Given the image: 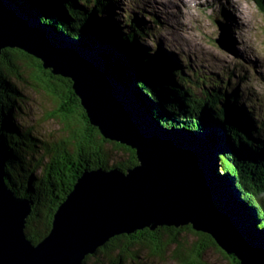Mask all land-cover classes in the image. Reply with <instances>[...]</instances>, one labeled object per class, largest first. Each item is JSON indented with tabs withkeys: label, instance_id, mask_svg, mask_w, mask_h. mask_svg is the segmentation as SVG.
Instances as JSON below:
<instances>
[{
	"label": "water",
	"instance_id": "95a60500",
	"mask_svg": "<svg viewBox=\"0 0 264 264\" xmlns=\"http://www.w3.org/2000/svg\"><path fill=\"white\" fill-rule=\"evenodd\" d=\"M7 61L21 73L41 71L57 89L45 90L57 111H72L70 126L99 149L132 153L134 165L84 170L35 243L26 234L33 204L9 184L0 137V264H83L116 236L187 226L239 264H264L262 218L225 170L216 137L164 126L107 53L44 22L21 0H0V62Z\"/></svg>",
	"mask_w": 264,
	"mask_h": 264
},
{
	"label": "trees",
	"instance_id": "16d2710c",
	"mask_svg": "<svg viewBox=\"0 0 264 264\" xmlns=\"http://www.w3.org/2000/svg\"><path fill=\"white\" fill-rule=\"evenodd\" d=\"M21 1L44 22L107 52L124 69L131 84L146 98L164 126L207 131L216 137L223 149L225 170L236 177L238 188L257 208L264 226V136L259 135L262 126L259 122L253 131L252 126L257 123L252 120L253 108L248 101L247 106L236 102L238 95L229 91L230 78L221 89L205 81L204 85L209 88L200 94L193 92L192 86L200 85L197 77L182 78V72L161 54L141 51L138 40L147 32L137 20L129 16L124 25L112 23L114 3L118 0ZM6 59H11V55ZM38 72L29 75L27 82L13 61L0 62V137L8 153L6 173L15 194L33 202L26 234L35 243L47 235L53 214L84 170H126L134 165L132 153L126 152L124 157L99 149L88 133L70 128L73 117L70 109L65 114L56 107L52 110L51 117L59 120L65 130V136L60 138L39 140L38 135L33 136L36 131L15 123V116L21 113L19 105L23 103L19 102L23 96L12 80L36 88L39 85L46 91L48 88L49 93L57 92L51 81L43 79L42 82L41 71ZM62 98L66 100L65 95ZM182 229L196 239L189 252L181 249L183 244L177 241L181 230L144 229L111 238L96 253L87 256L83 264H146L149 258L162 256L172 245L176 247L171 257L177 264H200L202 251L220 250L208 235L193 232L190 227ZM228 257L230 264H239L232 256Z\"/></svg>",
	"mask_w": 264,
	"mask_h": 264
},
{
	"label": "rangeland",
	"instance_id": "374dc122",
	"mask_svg": "<svg viewBox=\"0 0 264 264\" xmlns=\"http://www.w3.org/2000/svg\"><path fill=\"white\" fill-rule=\"evenodd\" d=\"M212 1L118 0L114 3L112 23L124 25L123 21L129 16L140 21L141 28L147 32L138 40L141 51L165 56L170 65L182 71V78L194 79L198 75L196 80L200 85L192 86L193 92L200 94L201 90L209 88L204 85L205 81L221 89L230 78L229 91L231 94L235 91L238 95L236 102L240 105L242 100L248 101L257 115L252 118L257 122L252 126L253 131L260 122L259 135L264 136V0L257 1L262 8L255 0H222V3L211 4ZM199 2L211 5H199ZM220 4L222 10L216 9ZM152 16L158 23H152ZM218 22L227 31H220ZM220 34H224V49L216 44V41L220 42ZM242 64L244 66L240 67ZM24 70L25 73L21 74L29 82L28 71ZM12 81L23 96L19 102L23 103L19 105L21 113L15 116L14 122L36 131L33 136L38 135L39 140L65 136L63 124L51 117L56 105L44 87ZM182 86L185 87L184 84ZM55 96L59 97V94ZM241 106L247 105L242 103ZM184 236L188 241L186 245L181 237L177 241L184 244L181 249L189 252L196 243L190 234L185 233ZM175 247L172 245L165 249L162 256L149 258L146 264H177L171 257ZM220 251L216 248L202 251L200 264H229L228 255Z\"/></svg>",
	"mask_w": 264,
	"mask_h": 264
},
{
	"label": "bare ground",
	"instance_id": "6f19581e",
	"mask_svg": "<svg viewBox=\"0 0 264 264\" xmlns=\"http://www.w3.org/2000/svg\"><path fill=\"white\" fill-rule=\"evenodd\" d=\"M194 2L196 1V0H193ZM222 0H213L212 2H211V4H213V3H222L221 2ZM228 2H230V1H228ZM199 5H211V4H208L207 2H199L198 3ZM221 8V9H220ZM216 9H219V10H222V4H220ZM230 14H231V12H230ZM230 14H229V16H230ZM228 16V17H229ZM131 17V16H130ZM231 17V16H230ZM229 17V18H230ZM235 18V17H234ZM138 21V20H137ZM229 22V21H228ZM138 23L140 24V21H138ZM229 24H230V22H229ZM200 30V29H199ZM220 37V36H219ZM180 41H181V39H180ZM163 56V55H162ZM163 57H165V56H163ZM168 57V56H167ZM169 58V57H168ZM165 59H167V58H165ZM168 60V59H167ZM165 62H166V60H165ZM168 62H170L169 60H168ZM167 63V62H166ZM117 64V63H116ZM181 71V70H180ZM182 72V71H181ZM198 76V75H197ZM196 76V77H197ZM206 77V76H205ZM216 84V83H215ZM214 85V84H213ZM32 204H33V202H32ZM188 227V226H187ZM171 229H173V230H176V231H180L181 230V233L179 234V237H181V239H182V242H184V244L185 243H187L188 241L184 238L185 236H184V234L186 233L185 232V230H183V229H174V228H171ZM188 235L190 234L193 238H194V235L192 234V233H187ZM196 241V239H194V242ZM183 244V243H182ZM181 244V245H182ZM184 244L182 245V246H184ZM100 248H98L97 250H96V252L99 250ZM95 252V253H96ZM92 256V255H91ZM229 262V261H228ZM229 264H230V262H229Z\"/></svg>",
	"mask_w": 264,
	"mask_h": 264
}]
</instances>
